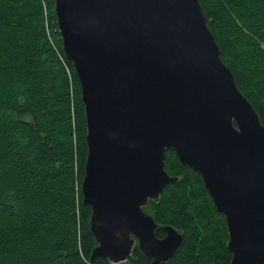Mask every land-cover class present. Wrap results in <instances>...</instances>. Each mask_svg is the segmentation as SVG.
Returning <instances> with one entry per match:
<instances>
[{"label":"water","instance_id":"obj_1","mask_svg":"<svg viewBox=\"0 0 264 264\" xmlns=\"http://www.w3.org/2000/svg\"><path fill=\"white\" fill-rule=\"evenodd\" d=\"M87 119L81 190L97 257L134 247L168 261L183 233L145 210L178 180L168 149L203 177L229 232L231 264H264V124L240 90L200 0H54Z\"/></svg>","mask_w":264,"mask_h":264},{"label":"trees","instance_id":"obj_2","mask_svg":"<svg viewBox=\"0 0 264 264\" xmlns=\"http://www.w3.org/2000/svg\"><path fill=\"white\" fill-rule=\"evenodd\" d=\"M223 60L264 124V0H200ZM81 85L54 0H0V264H114L97 257L81 185L88 155ZM178 180L145 210L183 233L160 264H231L229 232L203 177L166 151ZM135 245L120 264H152Z\"/></svg>","mask_w":264,"mask_h":264}]
</instances>
